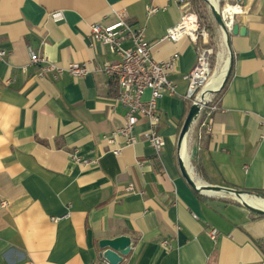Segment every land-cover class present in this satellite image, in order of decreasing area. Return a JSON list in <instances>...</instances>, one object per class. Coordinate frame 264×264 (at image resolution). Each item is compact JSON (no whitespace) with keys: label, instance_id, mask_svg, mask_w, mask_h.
<instances>
[{"label":"crops","instance_id":"obj_1","mask_svg":"<svg viewBox=\"0 0 264 264\" xmlns=\"http://www.w3.org/2000/svg\"><path fill=\"white\" fill-rule=\"evenodd\" d=\"M210 1L241 2L236 21L247 32L230 34L233 65L226 89L212 94L219 109L209 118L210 138L200 124L179 146L192 105L183 76L197 62V45L187 36L164 39L180 21L177 0H0V264H112L99 241L121 234L132 243L117 264H264V215L228 193L195 190L180 169L186 157L196 182L263 197L264 0ZM150 5L159 10L149 15ZM122 9L146 28L156 60L180 54L170 75L178 94L158 102L160 153L140 138L146 118L120 155L105 139L125 122L126 109L115 103L117 83L99 70L118 56L92 41L90 26L115 22ZM216 28L221 67L214 76L230 58L228 38ZM30 49L90 72L40 76Z\"/></svg>","mask_w":264,"mask_h":264},{"label":"built area","instance_id":"obj_2","mask_svg":"<svg viewBox=\"0 0 264 264\" xmlns=\"http://www.w3.org/2000/svg\"><path fill=\"white\" fill-rule=\"evenodd\" d=\"M177 2L182 10L180 21L168 28L164 39L178 41L187 36L196 43L197 62L194 68L183 76L188 82L185 97L200 105L198 115L204 117L201 124L207 126V130L210 131L209 118L219 109L218 105L213 101L212 94L203 100L200 97L202 92L197 93L200 88L205 86L210 72L212 73L210 64L212 49L199 42L202 37L204 44L208 43V32L202 25L197 11L192 7V0H177ZM218 8L231 33L233 24L237 22L236 15L244 10V5L241 2H228ZM158 10L159 7L155 5H150L147 8L149 15ZM60 15V11L52 14L56 18ZM116 15L117 20L113 23H92L90 26L92 41L106 45L113 54L118 56L114 61L105 62L99 67V70L105 72L110 79L117 83L118 95L115 98V103L121 104L126 109L125 122L105 134V139L114 145L112 152L115 155H120L125 145L137 141L138 136L134 133V128L140 118H146L149 128L141 133L140 138L149 142L160 153L166 140L160 132L162 114L158 102L164 96L178 94V85L170 75L176 71L180 54L174 52L164 60H156L152 55V42L146 36V28L131 20L126 9L119 10ZM219 27L223 31L220 25ZM30 53L31 62L39 65L40 76L50 73L53 77L58 78L68 71L74 77H82L90 72L86 64L72 62L68 68H62L38 51L30 49ZM5 54L4 50H0V57ZM121 137L123 141H118ZM70 156L77 162L82 160L77 150L70 152ZM139 163L141 164L142 161ZM127 189L133 190L132 184ZM211 233L215 237L218 230L212 228ZM102 258L103 261H106L103 255ZM91 264H102V262L95 261Z\"/></svg>","mask_w":264,"mask_h":264},{"label":"water","instance_id":"obj_3","mask_svg":"<svg viewBox=\"0 0 264 264\" xmlns=\"http://www.w3.org/2000/svg\"><path fill=\"white\" fill-rule=\"evenodd\" d=\"M205 1L208 3L216 22L218 23V25H220L222 27L223 32L226 34V36L228 38L227 43H228V46L230 48V45H229L230 34L231 33L236 34L238 32L244 34L247 32V28L242 27L239 25V23L235 22L232 26V31L230 33L228 31L223 19H222V16L219 12V8L216 7L210 0H205ZM232 65H233V52L230 48V63H229V67H228L227 73L225 75L224 81H223V83L219 89L211 91L210 94L217 93L218 91H220L222 89V87L225 85V83L228 79V75L230 73ZM199 112H200V105L193 103L191 105L189 111H188V114L186 116V119L184 121L182 130H181V133L179 136V146H181L182 143L187 139V136L189 135L190 130L193 127L194 122H195ZM179 164H180L181 172L184 175V177L187 179L188 183L195 190L202 192V193H206V192H203L196 187V181L192 175V172L190 173L188 170V167L186 165V159L180 156L179 157ZM192 171H193V169H192ZM207 185H211V187L216 189L215 192H224V193L230 194L233 198L240 201L242 204H244L250 210L264 215V210H259V209H256L254 207H251L250 205H248V204H246L240 200L239 196L242 194L252 195L248 191L235 189V188L227 187V186H217V185H212V184H207ZM257 197H259V196H257ZM131 243H132L131 237L129 235H126V234H121V235H118V236H115L112 238H102L99 241L100 247L105 248V250L102 253L103 257L112 264H117L118 262H120L122 260V257H123L122 255L129 252Z\"/></svg>","mask_w":264,"mask_h":264},{"label":"trees","instance_id":"obj_4","mask_svg":"<svg viewBox=\"0 0 264 264\" xmlns=\"http://www.w3.org/2000/svg\"><path fill=\"white\" fill-rule=\"evenodd\" d=\"M192 7L197 11V13L200 17V20L202 22V25L204 27H206V29L208 30L209 42L206 43L205 46L212 49V53L210 55V64H211V69L213 72L218 68L217 65H218V58H219V51H220V36H219L217 28H216L215 18L211 12V9H210L208 3L205 0H192ZM228 80H229V78H228ZM228 80H227V82H228ZM222 89H223V91L226 89V84L223 86ZM203 118L204 117H201L199 119L198 125H200L202 123ZM201 134H202V136H205L204 140H207L210 138V135L207 133V129L205 126H202ZM203 145H205V144H203ZM261 195H263V197H264V192H262Z\"/></svg>","mask_w":264,"mask_h":264},{"label":"bare ground","instance_id":"obj_5","mask_svg":"<svg viewBox=\"0 0 264 264\" xmlns=\"http://www.w3.org/2000/svg\"><path fill=\"white\" fill-rule=\"evenodd\" d=\"M213 3H214V1H213ZM229 63H230V58L227 57L226 63H225V65H224V67H223V69L221 70L220 73H218L215 76L214 75L212 76L211 75L212 73L210 72V77L208 78V81L205 84V86L203 87L202 93L200 95V97L203 100L210 96V92L211 91H214V90H217V89L220 88V86L222 85V83L224 81L225 75L227 73V70H228V67H229ZM196 104H198V103H196ZM183 151H184V154L186 155L187 153L185 152V146L183 147ZM186 165H187L188 170L190 172V167H189V163L187 162V159H186ZM196 187L198 189H200L201 191L206 192V193H212V192L216 191V189L211 187V185H207L205 183L196 182ZM239 198H240L241 201H243L244 203L250 205L251 207H254V208L259 209V210H264V203L260 202V197L247 195V194H242V195L239 196Z\"/></svg>","mask_w":264,"mask_h":264},{"label":"rangeland","instance_id":"obj_6","mask_svg":"<svg viewBox=\"0 0 264 264\" xmlns=\"http://www.w3.org/2000/svg\"><path fill=\"white\" fill-rule=\"evenodd\" d=\"M207 30V29H206ZM207 32H208V30H207ZM208 42H209V39H208ZM223 64V63H222ZM221 67V66H220ZM220 67H218L217 68V70H215L216 72L220 69ZM216 69V68H215ZM214 74V71L212 72V74L211 75H213ZM202 89H203V87L202 88H200L199 90H198V94L199 93H201L202 92ZM197 95V94H196ZM196 97V96H195ZM193 103V102H192ZM201 117V115H198L197 116V118H196V120H195V122H194V125H193V127L191 128V130H190V133H192L194 130H196V128L198 127V123H197V120L199 119ZM192 131V132H191ZM190 160H191V158H190ZM253 195V194H252ZM260 197V196H259ZM263 198H261L260 197V202H262V203H264V200H262ZM257 213V212H256ZM259 214V213H258ZM260 215H263V214H260Z\"/></svg>","mask_w":264,"mask_h":264}]
</instances>
